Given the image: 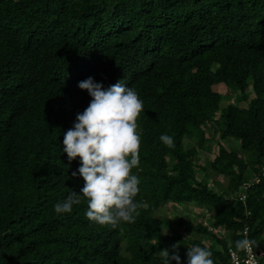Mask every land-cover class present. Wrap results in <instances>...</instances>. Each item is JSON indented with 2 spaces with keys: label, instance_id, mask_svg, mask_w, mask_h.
Wrapping results in <instances>:
<instances>
[{
  "label": "trees",
  "instance_id": "obj_1",
  "mask_svg": "<svg viewBox=\"0 0 264 264\" xmlns=\"http://www.w3.org/2000/svg\"><path fill=\"white\" fill-rule=\"evenodd\" d=\"M88 77L122 80L144 103L141 207L116 228L89 220L82 194L54 211L83 187L62 141L91 100ZM216 83L246 106L222 103ZM204 127L241 155L219 142L197 163L214 140ZM168 202L209 215L159 214ZM244 236L264 264V0H0V264H161L162 250L185 264L193 244L232 264Z\"/></svg>",
  "mask_w": 264,
  "mask_h": 264
},
{
  "label": "clouds",
  "instance_id": "obj_2",
  "mask_svg": "<svg viewBox=\"0 0 264 264\" xmlns=\"http://www.w3.org/2000/svg\"><path fill=\"white\" fill-rule=\"evenodd\" d=\"M91 100L76 114L73 126L64 132L62 151L67 159L79 158V167L72 176L83 180L80 194L72 192L54 205L57 214L70 213L87 199L85 215L100 225L116 228L121 223H133L141 205L136 201L140 192V178L132 169L140 163L141 136L137 118L144 111V103L133 87L122 80L104 88L92 77L78 82ZM160 141L173 148V137L161 134ZM236 252L253 254L255 241L244 236L234 242ZM175 247V246H173ZM185 264H215L213 253L199 244L188 247ZM161 264H181L175 251H160Z\"/></svg>",
  "mask_w": 264,
  "mask_h": 264
},
{
  "label": "rangeland",
  "instance_id": "obj_3",
  "mask_svg": "<svg viewBox=\"0 0 264 264\" xmlns=\"http://www.w3.org/2000/svg\"><path fill=\"white\" fill-rule=\"evenodd\" d=\"M212 89L214 91H217L218 93H220L221 95H223V100H222V103H233V102H236L238 105L241 103L242 106H246V103L245 102H241V101H238L235 99V96H236V93H232L230 91H228L227 87L222 84V83H216V84H213L212 85ZM251 89V86L249 85L248 86V91L250 92V96L249 97H253V93L250 91ZM204 131H205V134L213 137L214 140L210 139L209 141V145H210V149L209 151L205 150V151H199L198 152V155H199V159H198V162L199 164H203L205 159H212L213 155L217 152V143H221L223 144V146H225L227 149H231V148H234L238 154L241 155V151H240V148H239V142L238 140L234 139V138H229V139H226V140H220L219 138V134H214L212 133V128L210 127H204ZM196 174L197 176L201 179L202 177H204L203 173L199 170V169H196ZM211 178H207V182H208V186L210 188H216L218 185H222V186H225L226 185V179L223 178L222 176H220L218 179V184H214L211 180ZM162 213H166L167 215H170L171 214H184V215H189L190 217H193L196 221H200L202 220L205 216H203L202 213H205L206 214V217L209 215V212H207L205 209H202L201 207H199L198 205L196 204H192V203H186V204H180V203H176V204H173V203H166L165 206H164V211H160L159 214H162ZM221 232V231H220Z\"/></svg>",
  "mask_w": 264,
  "mask_h": 264
},
{
  "label": "built area",
  "instance_id": "obj_4",
  "mask_svg": "<svg viewBox=\"0 0 264 264\" xmlns=\"http://www.w3.org/2000/svg\"><path fill=\"white\" fill-rule=\"evenodd\" d=\"M230 259L232 264H258L257 258L262 255V251L256 252L253 249V254L243 253L238 255V253L233 249H229Z\"/></svg>",
  "mask_w": 264,
  "mask_h": 264
}]
</instances>
